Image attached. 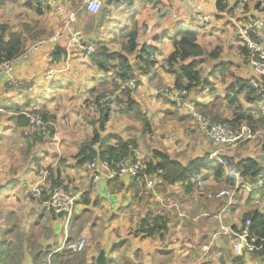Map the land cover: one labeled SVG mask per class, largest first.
<instances>
[{
    "label": "crops",
    "instance_id": "1",
    "mask_svg": "<svg viewBox=\"0 0 264 264\" xmlns=\"http://www.w3.org/2000/svg\"><path fill=\"white\" fill-rule=\"evenodd\" d=\"M36 2L0 0L4 41L11 32L22 41L27 35L48 40L28 56L13 60L12 74L23 84L19 90L6 89L8 76H0V264H48V260L49 264H96L101 252L110 259L107 264L123 260L130 264H264V255L236 252L231 232L220 229L239 231L247 214L264 216V190L234 167L226 166L220 178L201 171L190 190L180 182L164 181L155 170L141 181L101 178L95 191L88 192L89 160L78 161L80 148L96 131L105 144L120 137L137 144L142 153L162 151L183 165L211 152L210 142L193 131L190 110L177 107L169 94L153 92L164 86L173 92L174 76L163 65L173 51L174 34L182 30L194 32L202 49L201 55L180 62L196 61L202 78L184 100L219 119H230L234 104L228 100H238L255 130L244 145L222 148L218 157L208 155L239 161L264 153V100L247 103L244 91H234L238 80L258 78L236 36L238 25L254 22L250 33L264 41V9L258 0H219L222 9L218 0H101L95 13L87 9L85 0ZM196 13L212 17L211 23L198 25ZM11 17L20 23L11 26ZM67 21L81 32L82 42L99 43L107 54H122L130 64L142 45L155 50L154 67L134 73L138 85L130 94L129 114H110L95 102L116 86V67L101 69L79 48L68 45L70 28L61 38L50 40L67 27H63ZM130 35L136 45L132 50L128 49ZM135 105L140 118L132 112ZM38 111L47 118L41 130L25 119ZM99 148L98 143L93 145L95 151ZM57 184L84 190L67 225L44 206L49 189ZM36 186L42 189L39 198L32 195ZM223 188L232 190L231 204L227 198L207 197ZM145 222L158 226L146 235L141 228L147 227ZM77 238L87 242L85 250L72 252L70 258L64 241Z\"/></svg>",
    "mask_w": 264,
    "mask_h": 264
},
{
    "label": "trees",
    "instance_id": "2",
    "mask_svg": "<svg viewBox=\"0 0 264 264\" xmlns=\"http://www.w3.org/2000/svg\"><path fill=\"white\" fill-rule=\"evenodd\" d=\"M111 2L125 1L130 2L131 0H108ZM38 4V2H36ZM218 8L222 9L223 6L219 4L218 0ZM36 11L38 13H42L41 8L36 6ZM0 30H5L4 26H0ZM2 34H0V63L3 60H9L20 54L23 48V41L21 36L15 32H11L8 34V40L4 41L2 39ZM255 38V37H254ZM128 42V49L132 50L136 46L134 41L132 40V36L130 35ZM257 39V38H256ZM238 40V39H237ZM80 43L82 45L92 44L95 47V51H87V54L91 60L101 69L107 70L112 67H116L115 73L113 74V80L115 78H134L135 71L139 73H147L150 71L154 65L156 64V60L154 58L155 50L147 45H142L139 49V53L135 56V61L133 64H130L127 57L116 53V54H107V50L104 46H101L99 43H84L81 40ZM173 51L168 54L164 62V69L166 72L171 73L174 76L173 82V91L177 90H185L186 93L191 89H194L202 83V78L199 70L197 69V62L190 61L187 65H181L180 62L190 58L195 57L202 54V49L196 43L195 33L192 31L182 30L174 34L173 38ZM240 44V42H238ZM241 46V44H240ZM79 48L78 46H75ZM80 49V48H79ZM81 50V49H80ZM241 52L245 55L246 62H248L247 51L243 46H241ZM214 54V53H212ZM110 61H114L115 63L112 65ZM138 82H136V87L133 89H125L122 91L119 100L123 101L126 106L130 105V94L137 88ZM116 88V86H115ZM115 90V89H113ZM244 91L245 101L247 103L255 102L260 97L257 96L258 89L254 88L250 85L247 79L238 80L237 87L234 91ZM104 94V93H103ZM102 94V95H103ZM230 104H234L232 117L230 119H222L221 121L214 122H222L226 123L232 127L238 126L241 123H245L249 126L251 123V116L245 110H243L241 106V102L238 100H234L230 98L228 100ZM40 114L43 120H46V116L42 112H34V114ZM24 116V115H23ZM216 118V117H215ZM28 123V118H25ZM219 119V118H218ZM253 122V119H252ZM32 125V124H31ZM147 125V124H146ZM36 130H41V126L32 125ZM250 127V126H249ZM251 128V127H250ZM41 137V136H39ZM98 143L100 148L98 151L93 149V145ZM131 140H123L120 137H116L113 142L109 144H105V140L100 137L99 132H94L91 139L82 145L78 152L79 163L86 162V160H91L93 158H102L107 160H118L123 157H127L130 154V149L132 148ZM262 150L264 151V144L262 145ZM158 161L153 163L152 160L145 162L144 164V172L147 174L157 170L158 174L162 177V179L168 183L180 182L184 186L185 189L190 190L195 186V177L200 174L201 171H211L216 178H220L224 175V168L226 166L234 167L235 171L242 177H248L251 179L252 183H254L256 177L263 172L264 173V164H261L255 159L246 158L240 159L239 161H234L232 158L227 156H222L219 159H212L208 154L202 157H197L191 159L186 165H183L176 160L170 158V156L162 151H154V155ZM60 185V184H57ZM51 186L49 191L52 190L54 186ZM48 193L46 195V198ZM45 198V199H46ZM81 198V197H80ZM79 198V200H80ZM78 200V201H79ZM77 201V203H78ZM76 203V204H77ZM76 206V205H75ZM75 206L72 212V215L75 211ZM65 221V217L63 215H58ZM250 218L251 224L249 226L250 236L255 237L262 244L261 255H264V216H261L257 213L247 214L245 216L244 221ZM144 222V220L142 221ZM146 224V222H145ZM147 227H141L146 235L151 234L155 228H157V224L151 225L150 223L146 224ZM120 264H130L126 260L121 261Z\"/></svg>",
    "mask_w": 264,
    "mask_h": 264
},
{
    "label": "built area",
    "instance_id": "3",
    "mask_svg": "<svg viewBox=\"0 0 264 264\" xmlns=\"http://www.w3.org/2000/svg\"><path fill=\"white\" fill-rule=\"evenodd\" d=\"M49 4L53 0H40ZM239 3H243L246 0H237ZM101 0H85L86 7L89 11L95 13L101 6ZM259 8L264 9V0H258ZM194 19L200 26H206L211 23L212 17L207 14L196 13ZM67 26V27H65ZM255 26V23H249L244 26L236 27V36L238 42L247 51L248 62L251 65L258 78H248L247 81L254 88L258 89L257 96L264 100V42L260 39H256L250 33L251 29ZM65 27L62 31H58L52 35L50 40H56L63 36V31L68 28V21L63 25ZM81 32L75 30L70 33L68 39V45L78 46L82 52L87 51L94 52L95 47L92 44L82 45L80 43ZM48 41V40H47ZM46 40H38L30 44V47L25 50L23 55H17L16 57L3 60L0 63V76L6 74L10 80L17 79L12 74L13 60L19 56H28L32 51L38 49ZM53 70H50L48 74H53ZM116 88L114 92L107 91L102 96L95 100L96 105L100 108H108L110 114L120 113L125 104L123 101H118L121 93L125 89H133L136 87L135 78H115ZM154 94H169L174 104L177 107H187L190 110L189 117L192 122L202 130L205 136L210 140L212 146L217 149L220 147H232L242 141H245L252 136V129L245 123H241L238 126L232 127L226 123L214 122L208 116L198 112L195 107L188 101L184 100L186 95L185 90L167 91L163 92L160 88L153 89ZM27 118L32 125L43 126L45 123L41 115H27ZM213 152L211 155H214ZM145 162L141 159L139 153L134 149H130V154L127 157L120 158L118 160H107L102 158H93L88 161V166L91 169V186L88 192L95 191V185L101 178L113 179L128 177L130 181H137L147 178V173L144 172L143 166ZM148 187L152 186L150 180L146 181ZM253 186L259 190H264V173L261 172L255 179ZM42 193L40 186H36L32 190V195L35 198H39ZM84 194V190L76 187H65L64 185H57L48 191V196L44 200L45 208L54 215H63L65 217V225L70 221L74 206L79 198ZM233 196L231 189L223 188L215 192L207 194L208 198L222 199L227 198L230 202ZM251 219L247 218L244 222V226L239 231H230L222 226L221 232L230 233L234 242L233 246L236 252L249 251L255 254H261L262 244L257 238L250 236L249 226ZM85 240L83 238L66 239L64 241V248L70 252L78 253L84 249Z\"/></svg>",
    "mask_w": 264,
    "mask_h": 264
},
{
    "label": "rangeland",
    "instance_id": "4",
    "mask_svg": "<svg viewBox=\"0 0 264 264\" xmlns=\"http://www.w3.org/2000/svg\"><path fill=\"white\" fill-rule=\"evenodd\" d=\"M36 1H38L39 3L38 4H44V2H42V1H40V0H36ZM37 4V3H36ZM74 18V14H72V18L71 19H69L70 21L72 20ZM10 21H12V24H11V26H13V25H18L19 23H20V21H19V18L17 19V18H14V17H11L10 18ZM65 24H66V22H65ZM0 25H2V24H0ZM32 25H34L33 23H32ZM5 27V26H4ZM71 27V25H69V22H68V28H70ZM5 29H6V27H5ZM70 30L72 31V32H75V30L76 29H73V28H70ZM5 33V30H3V31H1L0 30V34H4ZM29 38H27V37H24V40H23V48H22V51L20 52V54L19 55H23L24 54V52H25V50H27L29 47H30V44L31 43H33V42H36V41H38V40H42V39H39L38 37H31L30 35H27ZM38 38V39H37ZM260 40H262V38H259ZM263 41V40H262ZM264 42V41H263ZM20 57V56H19ZM21 86H23V84H22V81H20V80H18V79H14V80H10L9 78H7V80H6V85H5V87H6V89H9V90H19L20 88H21ZM113 88V87H112ZM112 88H111V90H108V91H110V92H114L115 90H112ZM157 88H160V89H162V91L163 92H167V91H169V88L168 87H157ZM114 89H115V85H114ZM117 89V88H116ZM157 95V94H156ZM118 101H121V100H118ZM153 101H155V100H153ZM135 103V102H134ZM168 104H169V102H168ZM171 105V104H170ZM130 105H128V106H124V108L120 111V113H123V114H129V112H128V110H130ZM234 108V107H233ZM233 108H232V110H233ZM103 110H106L107 112H110L109 111V109L106 107V108H102ZM178 109V108H177ZM245 111H247L246 109H244ZM5 111V110H4ZM140 112V110H139V108L135 105L134 107H133V109H132V112L136 115V117L137 118H140V116L139 115H137V112ZM205 112V113H209V114H205V113H203V112ZM198 112H200V113H202L203 115H205V116H208L211 120L213 119V120H215V121H221L222 119H218V118H215V116L212 114V113H210V112H207V111H204V110H199ZM190 125H191V127H193V131H195V132H198V133H200L201 135H203L209 142H210V140L205 136V134L202 132V130H200V128L198 127V126H196L194 123H192V122H190ZM249 126L252 128V130H254V126H253V124H249ZM255 131V130H254ZM245 141H247V140H245ZM245 141H242V142H240V143H238V144H236V145H234V146H241V145H244V144H241V143H243V142H245ZM240 144V145H239ZM132 148H134L138 153H139V155L141 156V158L144 160V161H150V159H151V157H153V155H154V151L155 150H153V151H151V152H147V153H142L140 150H139V147H138V145L137 144H135V143H132ZM210 146L212 147V150H211V152L210 153H213V152H215V154L214 155H212L213 157H218V155L222 152L220 149H222V148H232V147H234V146H232V147H220V148H217V149H215L213 146H212V144H211V142H210ZM146 150V149H145ZM140 151V152H139ZM210 153H208V154H210ZM141 180H143V179H141ZM141 180H137V181H141ZM228 203V202H227ZM232 202H230L229 204H231ZM86 244H87V242H86ZM86 244L84 243V246H86ZM83 250H85V249H83ZM82 250V251H83ZM66 251H68V250H66ZM108 251H110L111 252V249H109ZM81 252V251H80ZM79 253V252H78ZM68 255L70 256V258H72V256H73V253L72 252H70V251H68ZM261 255V254H260ZM75 259V258H74ZM47 263L49 264V260L47 261Z\"/></svg>",
    "mask_w": 264,
    "mask_h": 264
},
{
    "label": "water",
    "instance_id": "5",
    "mask_svg": "<svg viewBox=\"0 0 264 264\" xmlns=\"http://www.w3.org/2000/svg\"><path fill=\"white\" fill-rule=\"evenodd\" d=\"M64 53V52H63ZM1 127V126H0ZM255 160H258L262 163H264V153H258L255 155ZM110 259H108L102 252L99 253V255L95 258V263L96 264H107V262Z\"/></svg>",
    "mask_w": 264,
    "mask_h": 264
},
{
    "label": "clouds",
    "instance_id": "6",
    "mask_svg": "<svg viewBox=\"0 0 264 264\" xmlns=\"http://www.w3.org/2000/svg\"><path fill=\"white\" fill-rule=\"evenodd\" d=\"M196 109V108H195ZM198 111V110H197Z\"/></svg>",
    "mask_w": 264,
    "mask_h": 264
}]
</instances>
